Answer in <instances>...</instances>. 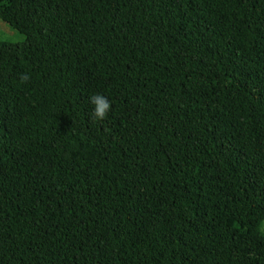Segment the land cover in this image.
Segmentation results:
<instances>
[{
	"label": "trees",
	"instance_id": "trees-1",
	"mask_svg": "<svg viewBox=\"0 0 264 264\" xmlns=\"http://www.w3.org/2000/svg\"><path fill=\"white\" fill-rule=\"evenodd\" d=\"M0 21L23 37L0 41V264H264V0Z\"/></svg>",
	"mask_w": 264,
	"mask_h": 264
},
{
	"label": "clouds",
	"instance_id": "clouds-1",
	"mask_svg": "<svg viewBox=\"0 0 264 264\" xmlns=\"http://www.w3.org/2000/svg\"><path fill=\"white\" fill-rule=\"evenodd\" d=\"M29 77L22 74L20 76L21 83L27 81ZM89 102L92 105L91 116L94 117L97 121H102L110 111V102L109 99L99 93L93 94L89 98Z\"/></svg>",
	"mask_w": 264,
	"mask_h": 264
},
{
	"label": "rangeland",
	"instance_id": "rangeland-1",
	"mask_svg": "<svg viewBox=\"0 0 264 264\" xmlns=\"http://www.w3.org/2000/svg\"><path fill=\"white\" fill-rule=\"evenodd\" d=\"M22 40V35L0 21V41L17 43Z\"/></svg>",
	"mask_w": 264,
	"mask_h": 264
}]
</instances>
